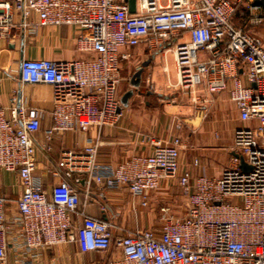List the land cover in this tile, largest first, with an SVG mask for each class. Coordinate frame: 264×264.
<instances>
[{
	"label": "built area",
	"instance_id": "2783aa9c",
	"mask_svg": "<svg viewBox=\"0 0 264 264\" xmlns=\"http://www.w3.org/2000/svg\"><path fill=\"white\" fill-rule=\"evenodd\" d=\"M243 1L135 0L131 13L128 0H0V38L34 31L36 15L39 25L75 27L77 49L92 54L21 61L22 82L53 89L47 140L120 120L117 88L121 63L130 57L122 49L140 44L173 54L171 87L192 93L199 110L210 108L204 95L226 91L243 122L218 175L179 173V136L151 138V153L115 166L98 161L99 141L90 140L79 151H61L48 192L34 176L40 111L17 105L16 97L4 106L0 96V170L16 173L22 187L15 208L0 194V264H38L45 250L69 243L83 253L113 249L106 264H264V40L235 24ZM246 1L244 15L264 26V4ZM82 179L125 186L143 206L163 180L176 179L184 210L177 215L164 206L158 227L117 232L116 224L86 213L76 188Z\"/></svg>",
	"mask_w": 264,
	"mask_h": 264
},
{
	"label": "crops",
	"instance_id": "0c3cea01",
	"mask_svg": "<svg viewBox=\"0 0 264 264\" xmlns=\"http://www.w3.org/2000/svg\"><path fill=\"white\" fill-rule=\"evenodd\" d=\"M246 2L239 4L234 22L264 40V26L252 23L244 15ZM16 18L21 19L20 15ZM31 20L36 25L34 31L21 28L12 39L0 38V96L4 106H10L12 98L16 97L17 105L40 111V128L34 134L37 145L34 176L48 192L56 182L50 170L56 166L61 151L66 148L79 151L90 140L99 141L98 161L106 165L115 166L133 155L151 153V138L171 142L176 136L182 140L179 173L190 170L194 175L215 176L228 164L234 130L243 125L228 93L204 95L212 100L207 111L199 110L197 103L188 98L192 93L187 98L161 94L157 90L159 85L170 88L173 84L168 66L170 59L174 64L173 54L151 53L144 44L122 49L130 53V57L121 63L119 99L132 87L133 74L148 60L150 63L144 70L149 75L142 77L128 106L121 107V118L115 125L92 126L86 130L77 127L47 140L45 131L52 125L53 89L48 84L22 82L21 61L24 58L71 60L89 58L92 54L77 49L75 27L39 25L36 15ZM161 72L164 78L157 84L155 77L161 76ZM149 86L155 90H148ZM195 160L198 165L194 164ZM76 188L82 201H86V213L116 224L117 232L155 228V215L164 206L177 215L184 210V199L176 179H165L158 189L150 191L146 206L141 205L139 199H133L125 186L111 189L104 182L92 180L89 185L82 179ZM21 192L18 175L0 170V194L9 199L11 208H15ZM112 251L83 253L77 244L69 243L45 250L38 264H106Z\"/></svg>",
	"mask_w": 264,
	"mask_h": 264
},
{
	"label": "rangeland",
	"instance_id": "374dc122",
	"mask_svg": "<svg viewBox=\"0 0 264 264\" xmlns=\"http://www.w3.org/2000/svg\"><path fill=\"white\" fill-rule=\"evenodd\" d=\"M169 54H171V53H169ZM168 66H169V69H170V74H171V76H172V80H171V82L173 83V84H175L176 83V81H177V76H176V70H175V68H174V64H173V61L170 59V61H169V64H168ZM165 73V72H164ZM149 75V72L147 71V70H144L143 71V74H142V77H147ZM148 78V77H147ZM163 78H164V75H163V73L161 72V76H158V77H155V80H156V82H157V84L159 83H162V81H163ZM122 81V80H121ZM149 85H151V83L149 84ZM149 89L148 90H155V87H154V89H152V87L151 86H149L148 87ZM157 90L159 91V92H162L161 94H164L165 96H182V98H187V95H190L191 93L187 90V89H184V90H181L180 88H178V87H170V88H166L165 86L164 87H162L161 85H159V87H157ZM188 98H190L191 99V95L188 97ZM180 99H181V97H180ZM161 215H162V211L161 210H159V212H157V215H155V218H156V222H155V227H158V225H160V223H161Z\"/></svg>",
	"mask_w": 264,
	"mask_h": 264
},
{
	"label": "water",
	"instance_id": "95a60500",
	"mask_svg": "<svg viewBox=\"0 0 264 264\" xmlns=\"http://www.w3.org/2000/svg\"><path fill=\"white\" fill-rule=\"evenodd\" d=\"M257 2H261L264 4V0H255ZM129 2V11L133 13L135 11V0H128ZM150 63V60L146 61L132 76L131 78V85L132 87L128 89L123 96L120 99L121 106L122 107H127L129 104L130 98L133 96L135 93L136 89L141 85V79H142V74L144 71L145 66H147ZM242 167L245 169V164L242 163Z\"/></svg>",
	"mask_w": 264,
	"mask_h": 264
}]
</instances>
